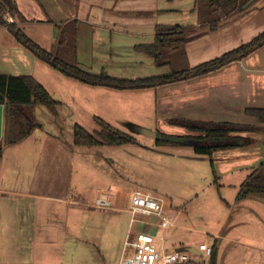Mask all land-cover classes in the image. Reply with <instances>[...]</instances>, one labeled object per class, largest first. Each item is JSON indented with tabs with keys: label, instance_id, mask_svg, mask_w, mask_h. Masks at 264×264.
Masks as SVG:
<instances>
[{
	"label": "rangeland",
	"instance_id": "rangeland-1",
	"mask_svg": "<svg viewBox=\"0 0 264 264\" xmlns=\"http://www.w3.org/2000/svg\"><path fill=\"white\" fill-rule=\"evenodd\" d=\"M131 1L123 0V3L128 5ZM187 1L178 0L174 5L181 7ZM255 3L263 4L264 0ZM160 4L166 3L162 1ZM203 4V0H195L196 10L202 11ZM18 5L21 15L26 18L18 21L21 29L50 51H55L54 36H58L53 22L74 19L78 36L83 38L90 34L87 23L101 21L99 0H22ZM21 15L17 18L20 19ZM12 19L14 21V17ZM112 27L105 25L96 30L99 33L87 36L93 41L94 53L103 64L97 68L100 62L94 60V66L83 68L79 65L82 69L95 74L105 69V73L112 77L136 79L188 67L182 48L165 55L168 64L156 65L143 53L130 50V36L123 37ZM6 36L8 40H2L0 53L3 55V50L6 53L10 50L24 65L18 70L32 69L38 77L43 75L41 79L48 89L57 87L72 95L81 94L93 103L74 105L75 113L67 104L58 106L56 114L54 111L43 113L39 109L35 116L41 138L30 136L3 147L0 167L3 181L0 186L1 263L8 258L22 263L27 254L15 251L28 246H34L37 259L44 264H102L99 259L102 251L106 252L108 263L121 249L124 240L131 242L134 239L133 231L127 235L129 214L119 211L113 196L107 192V189L114 190L124 184L171 199V211L167 215L173 218L174 224L165 230L167 243L173 237L184 245H197L200 241L215 244L218 247L217 264H264V252L260 254L256 249L227 240L218 242L219 234L228 233L230 237L238 236L253 244L264 245V193H250L236 204L234 192L227 182L236 181L240 174L228 179H214L208 156H192L191 147L157 148L154 146L155 137L134 131V125L151 131L161 126L159 122L155 124L152 106L144 102L143 96H132L127 92L114 95L115 90L111 89L102 93V89L90 91L93 87L62 76L36 59L9 33ZM43 67L51 72L52 77H45ZM93 115L133 136L136 142L76 147L72 142L73 123L94 133L99 126ZM161 129L166 131L164 133H181V130L168 132ZM256 145H253L254 150ZM101 197H105L111 207L96 208L95 200ZM82 203L85 206H81ZM260 211L262 218L257 215ZM38 217L44 227L31 230L28 225L37 224ZM234 221L237 222L233 224ZM98 237L101 241L94 242L93 239ZM80 247H86L85 254L78 253ZM190 257L209 264V257L196 253H191Z\"/></svg>",
	"mask_w": 264,
	"mask_h": 264
},
{
	"label": "crops",
	"instance_id": "crops-1",
	"mask_svg": "<svg viewBox=\"0 0 264 264\" xmlns=\"http://www.w3.org/2000/svg\"><path fill=\"white\" fill-rule=\"evenodd\" d=\"M14 1L17 5L19 13L13 15V22L21 28V25L20 23H18V21H25L24 19H26L21 15L22 12L19 9L18 5V2L22 0ZM162 1H164V3L166 4L161 5L160 2ZM176 1L178 0H132L128 3V5H125L123 3V0H99V4L102 7L101 21L100 23H87L88 30L90 32V34H87V36L92 37V35H95L96 32L99 33L96 30H99V28H104L105 25H110L113 26V30L119 32V35H123V37L124 35L130 36L131 41H128L130 43L128 47L130 50L136 52L133 49L134 45L150 43L154 40V28L157 24L188 25L191 27L186 33V40L180 46V49L182 48L181 53L185 57L186 65L188 67H193L202 62L213 59L220 54L231 50L236 46H239L244 42H247L248 38L251 39L257 33L264 30V3L256 4L255 1L245 11L233 15L225 19L224 21H221L214 30H210L207 26L201 25L198 11L195 8V0H188L184 5H181V7L174 5L177 3ZM19 15H21L20 19L17 18V16ZM102 15L104 16L102 17ZM44 20L42 19L41 21L44 22ZM71 20L74 19H65L64 21L53 22L56 27L55 29H57L58 31V36V25ZM75 26L76 57L78 64L82 67L94 66V60H100L97 58L98 54L94 53V43L90 39V37H79L78 25L76 24ZM3 31L7 34H3ZM102 31L103 30H101V32ZM8 33L11 35V37L14 38V36L4 26L0 25V45L2 40H8L6 36L8 35ZM112 34L113 31L110 35V40L112 38ZM58 36H54L56 49ZM44 49L48 50L46 48ZM3 52V55H1L0 53V73L13 75H31L46 89L51 98L52 94H54L55 98H52L54 104L51 106H36V108L34 109L35 115L36 112L39 111V109H41L40 111L43 113L44 111H46V113H51L52 111H54L53 113L56 114V108L63 104H67L68 106L72 107L75 113L77 112V110L75 111L76 106L74 105L80 104L82 106L83 104L86 105L93 103L92 100L86 98L85 96L82 97L83 95L81 94L72 95L71 93H68L69 91L65 92L57 87H53V89L51 90L48 89V87L44 85V81L41 79L43 78V75L38 77V75H35L32 69H27L26 71H21L20 69L18 70V68L24 67V65L21 62H18V58H14L15 56L12 55V52L10 50H7V53L5 50H3ZM6 54H8V56H6ZM145 57L149 58L146 55ZM36 59L38 58L36 57ZM109 59L111 60V56L109 57ZM43 63L51 67L45 62ZM100 64L103 63L100 62L99 64H97V68H100V66H102ZM51 68L54 69L53 67ZM42 71L44 72L45 77L48 75L49 77H52L51 72L47 70V68L43 67ZM56 71L60 73L58 70ZM103 71L107 72L105 71V69H103ZM60 74L64 76L62 73ZM69 79H71L72 81H76V79ZM84 85L86 84L84 83ZM74 86L76 88H81L80 86H77V84H74ZM88 86L93 87L90 89V91H94L95 89H102L100 90V92L102 93L103 91H108L107 89H111L113 91L115 90L113 92L114 95H120L121 93L125 94L127 92L132 96H143L145 98L144 102H148V106H152L153 117L154 119H156L155 124L156 122H159L161 124L160 129H156V131H154L155 133L166 132L161 129L164 128L168 130V132H178V130H181V133H177L175 135L195 134L193 132H190L186 127L178 125L171 121L178 119L187 120L188 122L200 121L252 126L253 129L250 131L237 133L240 135H244L250 139V142L247 145L243 147L217 150L211 154V157H209V167L214 174V179H228L235 174H240L236 181L227 182V186H229V188L234 192V202L238 204L240 201L248 197V194H245V190H241V183L243 182L245 177L262 160H264V123H260L254 117L247 115L245 109L251 107H264V44L253 50L243 58L229 62L216 70L210 71L203 75L175 81L154 88L113 89L105 86ZM83 90H85V88ZM81 92L83 91L81 90ZM99 101L101 100L99 99ZM85 109H87V107ZM95 116L96 115H93V120ZM106 123L109 124V122ZM74 124L78 123L74 122L73 126ZM30 136L40 139L42 136L40 126H38V128H36ZM30 136H28L27 138H29ZM253 145H256L255 150L253 148ZM154 146L157 148H161L156 146L155 143ZM96 155L97 150H95L94 152L95 159ZM193 155L194 152L192 156ZM100 156V159L104 158L102 152ZM2 159L3 151L0 157V167ZM1 171L2 170H0V186L3 183ZM214 182L216 183V180H214ZM217 184H219V181H217ZM134 189L137 188H131L130 186H126L124 184L116 186L114 190L107 189V192L109 191V194L113 196L116 208H118L119 211H126V213L129 214V218L126 224L127 235L131 231H133L134 235L137 231H148L153 235L155 244L160 249L166 251L184 249L188 247L196 248V245H184L185 243L177 242L178 240L173 237H170L169 243H167L165 230L173 226L174 224L173 218L170 215H167L169 214V211H171L172 206V201L168 197L160 196L156 193L154 194L150 192L161 200L164 214L167 215L172 221L171 226L162 229L159 226V218L155 215H138L137 219L135 218L136 221L131 223V214L128 211V205L130 192ZM68 202L70 203L71 200H68ZM81 206H85V204L82 203ZM231 208L233 209V206H231ZM257 215L258 217L260 216L262 218L261 211L259 212V214L257 213ZM35 218L36 216H34L32 222H34ZM236 222L237 221H234L233 224H235ZM36 223L37 224L30 223L28 227L31 230L36 228V231L44 227L41 218L38 217ZM225 240L229 242L231 241L232 243H235L241 247H250L249 249H256L260 251V254L264 252V245L253 244V242H250L249 240L238 236L230 237L228 233L219 234L218 242H222ZM93 241H101V238H94ZM177 243L178 245H176ZM211 246L212 250H215V264H217L218 247H215V244ZM35 251L36 250L34 246H28L25 248H21L20 250L17 249L15 251L16 253L19 252L27 254L26 256H24V261L22 263H17L13 259L8 258V261H6L5 263H1L0 261V264H44L37 259ZM8 252L10 251L8 250ZM132 252V247L130 245H125L124 240L121 249L118 250L115 256L108 260V263L106 259V252L104 251L99 254V259L102 264H119L123 257L131 255ZM78 253L85 254L86 247L78 248Z\"/></svg>",
	"mask_w": 264,
	"mask_h": 264
},
{
	"label": "trees",
	"instance_id": "trees-1",
	"mask_svg": "<svg viewBox=\"0 0 264 264\" xmlns=\"http://www.w3.org/2000/svg\"><path fill=\"white\" fill-rule=\"evenodd\" d=\"M255 1L244 7L247 0H203L202 11L198 9L201 25L214 30L221 21L245 11ZM18 13L14 0H0V25L4 26L33 55L66 77L88 85L113 89L154 88L203 75L229 62L243 58L264 44V30H262L249 41L193 67L180 70L172 69L165 74L136 79L117 78L105 72L95 74L79 66L76 57V24L74 20L58 25L57 49L55 52H50L28 37L16 23L7 21L8 15L13 17ZM190 27L181 24H157L154 28V40L150 43L136 44L133 49L151 58L156 65L168 64L169 61L165 59V55L180 48L186 40L185 35ZM0 104L3 105L1 157L5 145L23 141L38 128L34 108L39 105L51 106L54 101L46 89L31 75L0 73ZM245 112L258 122L264 123V107L246 108ZM94 121L99 126V130L94 133L87 131L79 124H74L72 131L74 145L116 146L136 142L133 136L116 129L99 117L95 116ZM171 121L186 127L195 134L175 135L157 132L154 138L156 146L191 147L194 154L208 157H211V154L217 150L247 145L250 139L237 133L253 129L252 126L232 123L188 122L182 119ZM241 190H245V194L264 193V160L245 177L241 183ZM215 258L213 249L209 264H215Z\"/></svg>",
	"mask_w": 264,
	"mask_h": 264
},
{
	"label": "built area",
	"instance_id": "built-area-1",
	"mask_svg": "<svg viewBox=\"0 0 264 264\" xmlns=\"http://www.w3.org/2000/svg\"><path fill=\"white\" fill-rule=\"evenodd\" d=\"M12 16H7L8 22H13ZM110 202L105 198H97L95 206L98 208H109ZM128 211L131 214V223L135 222L138 215H155L159 218V226L165 229L172 225L170 218L164 214L162 202L159 198L143 189H134L129 195ZM136 218V219H135ZM125 245H130L133 252L129 256L122 258L119 264H201L199 261L192 260L190 252L183 249L166 251L160 249L156 244L153 235L148 231H137L131 242L125 241ZM196 249L200 255L210 257L212 246L206 242H199Z\"/></svg>",
	"mask_w": 264,
	"mask_h": 264
},
{
	"label": "water",
	"instance_id": "water-1",
	"mask_svg": "<svg viewBox=\"0 0 264 264\" xmlns=\"http://www.w3.org/2000/svg\"><path fill=\"white\" fill-rule=\"evenodd\" d=\"M255 0H247V2L244 4V7L248 6L250 3H252ZM2 126H3V105L0 104V138L2 136ZM134 131L146 134L147 136L155 137L156 133L154 131L139 127V126H133ZM183 250H186L190 253H196L199 255L198 250L195 247H188L184 248ZM181 264V263H178ZM186 264H194V263H186Z\"/></svg>",
	"mask_w": 264,
	"mask_h": 264
}]
</instances>
